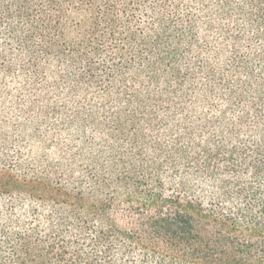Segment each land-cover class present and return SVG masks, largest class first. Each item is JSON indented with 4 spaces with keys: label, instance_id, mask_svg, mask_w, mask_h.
I'll list each match as a JSON object with an SVG mask.
<instances>
[{
    "label": "trees",
    "instance_id": "16d2710c",
    "mask_svg": "<svg viewBox=\"0 0 264 264\" xmlns=\"http://www.w3.org/2000/svg\"><path fill=\"white\" fill-rule=\"evenodd\" d=\"M0 264H264V0H0Z\"/></svg>",
    "mask_w": 264,
    "mask_h": 264
}]
</instances>
